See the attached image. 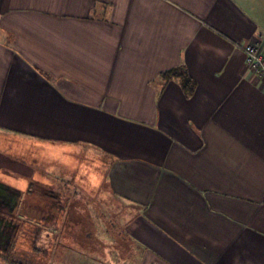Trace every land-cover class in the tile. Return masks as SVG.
<instances>
[{"label": "crops", "instance_id": "crops-1", "mask_svg": "<svg viewBox=\"0 0 264 264\" xmlns=\"http://www.w3.org/2000/svg\"><path fill=\"white\" fill-rule=\"evenodd\" d=\"M249 42L264 49V0H0V149L73 180L35 202L10 187L19 219L53 229L19 232L0 264H264Z\"/></svg>", "mask_w": 264, "mask_h": 264}, {"label": "rangeland", "instance_id": "rangeland-1", "mask_svg": "<svg viewBox=\"0 0 264 264\" xmlns=\"http://www.w3.org/2000/svg\"><path fill=\"white\" fill-rule=\"evenodd\" d=\"M0 184H3L5 186L15 188L18 190H32L31 192H26L25 198L29 197L31 198V202H35L37 199H41L44 195L40 191H38L39 187H35V184L41 185L39 183H43L44 185H55L57 184H64V180H69L70 182L73 181L72 179L65 178L64 176H61V172L59 171H52L51 169H46L42 171H39L40 173H37L34 175V171L27 170V168H23L24 165L23 162H19V151H13L11 152V155L5 154V152L2 153V150L0 149ZM21 163V164H20ZM34 163V162H33ZM21 165V166H20ZM26 169V170H24ZM44 174L43 176H41ZM37 191V192H36ZM21 193V192H20ZM91 196L92 193H89ZM75 215H82L83 209L77 208L74 210ZM24 218L20 219V222L22 224V227L20 229V232L24 237L23 243H25L26 246H30V239L29 237L33 234V229L39 228L36 230V234L47 232L50 234V231H52L53 227L51 224V217H44L41 216V211H37L35 209H26L25 210ZM48 213V212H47ZM45 213V215H47ZM49 215V214H48ZM75 217H78V216ZM38 223V224H37ZM40 224H44L46 226H40ZM39 225V226H38ZM81 228V227H80ZM65 244H69L71 247L79 248L82 250V247L79 245V242L76 243L74 241H63ZM52 243L54 241H50V244L48 245V251H51ZM88 242H86L87 244ZM30 249V248H29ZM28 249V250H29ZM24 259V258H23ZM28 263V262H27ZM32 263V262H31Z\"/></svg>", "mask_w": 264, "mask_h": 264}, {"label": "flooded vegetation", "instance_id": "flooded-vegetation-1", "mask_svg": "<svg viewBox=\"0 0 264 264\" xmlns=\"http://www.w3.org/2000/svg\"><path fill=\"white\" fill-rule=\"evenodd\" d=\"M17 196L18 192L11 188L0 189V246L3 249L8 248L21 229L20 219L15 214Z\"/></svg>", "mask_w": 264, "mask_h": 264}, {"label": "built area", "instance_id": "built-area-1", "mask_svg": "<svg viewBox=\"0 0 264 264\" xmlns=\"http://www.w3.org/2000/svg\"><path fill=\"white\" fill-rule=\"evenodd\" d=\"M248 66L261 78H264V49L257 42L242 46Z\"/></svg>", "mask_w": 264, "mask_h": 264}, {"label": "trees", "instance_id": "trees-1", "mask_svg": "<svg viewBox=\"0 0 264 264\" xmlns=\"http://www.w3.org/2000/svg\"><path fill=\"white\" fill-rule=\"evenodd\" d=\"M164 75L169 77V78H171V77L180 78L184 89L188 93L193 91L195 82L193 81V79L188 75V73L183 68H173V69L165 72Z\"/></svg>", "mask_w": 264, "mask_h": 264}, {"label": "water", "instance_id": "water-1", "mask_svg": "<svg viewBox=\"0 0 264 264\" xmlns=\"http://www.w3.org/2000/svg\"><path fill=\"white\" fill-rule=\"evenodd\" d=\"M7 189V190H9L10 189V187H8V186H5V185H3V184H0V189ZM16 192H18V196H17V198H16V200H15V203L17 204L18 203V197L21 195L20 194V192L19 191H16Z\"/></svg>", "mask_w": 264, "mask_h": 264}]
</instances>
